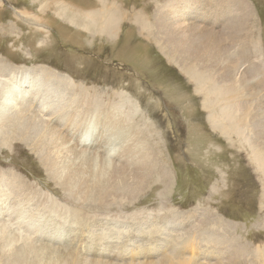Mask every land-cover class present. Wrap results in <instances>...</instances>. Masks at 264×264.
<instances>
[{"label":"rangeland","instance_id":"rangeland-1","mask_svg":"<svg viewBox=\"0 0 264 264\" xmlns=\"http://www.w3.org/2000/svg\"><path fill=\"white\" fill-rule=\"evenodd\" d=\"M216 1L219 0L190 3L203 5L202 10L221 11L212 5ZM242 1L250 18L243 29L246 40L239 41V34L236 40L246 45L238 50L235 43L234 50L238 51H234L230 41L221 42L228 44L231 51L226 56H234L235 62L249 53L253 68L243 60L237 64L238 70H259L264 68V0ZM226 2L233 8L232 0ZM234 4L236 15L231 14L236 19L242 13L240 4ZM167 5L172 8L171 0H0V71L4 67L39 71L46 74L43 81L63 77L62 84L68 91H58L71 93L69 99L78 97L80 109L92 113L99 104L101 113L106 110L117 115L123 124L121 129H112L110 137L113 157L108 160L109 171L103 178L107 181L109 173L114 174L111 183L115 182L116 188L110 194L102 193L106 186L91 187L92 194L89 189L82 194L79 184L69 179L70 165L54 170L44 163L45 151L38 153L35 149L40 143L46 144L44 136L30 142L11 138L0 143V209L6 207V212L24 216L17 221L1 220V233L19 240L0 245V264H10L3 257L14 255L16 246L23 247V253L19 252L23 257L28 254L25 251L29 252L30 264L36 256L39 258L34 264H263L264 256L262 260L255 258L264 247L263 179L252 169L245 144L230 135V146L218 131L211 129L209 112L201 108L203 98L178 68L181 66L185 72L188 67H195L198 76H211L218 86L222 81L216 62H203L200 56L187 52L179 55L160 39L164 29L159 32L158 26L161 21L167 22L162 16ZM106 9L113 12L114 23L117 21L111 36L98 29L101 24L97 13ZM218 11L197 14V23L206 27L216 23L221 17ZM87 14H93L92 21L87 18L86 22ZM202 16L204 20L200 19ZM64 18L79 19V23L71 24ZM170 27L168 32L174 26ZM213 27L222 29L218 23ZM222 67L226 66L222 63ZM255 77L244 76V85H250L248 80L264 81L261 75ZM256 92L258 99L264 96V88L261 93ZM48 134V139H54L52 132ZM55 138L52 142H58L57 147L61 146L70 158L64 159L72 164L69 137L57 133ZM98 142L96 139L94 143ZM91 149L84 160L91 159L88 167L97 173L103 163ZM145 162L147 169L155 167V171L137 174ZM9 177H13L8 183L15 184L14 188L5 184ZM121 177L127 180L126 189L124 183L117 187ZM62 179L72 186L61 185ZM11 190L17 199L8 198ZM97 194L101 196L96 197ZM27 223L47 239H59V247L40 246L44 249L40 250L33 244L24 245L23 240L28 238L22 236L36 238ZM70 234L74 235L72 239ZM84 234L95 236V242L107 249L98 250L96 243L91 249L85 248L81 244L84 238H79ZM213 240L227 244L228 250L233 246L242 248L241 252L229 250L224 254L218 244L215 247L219 249L215 250ZM106 251L114 254L106 256Z\"/></svg>","mask_w":264,"mask_h":264},{"label":"bare ground","instance_id":"bare-ground-1","mask_svg":"<svg viewBox=\"0 0 264 264\" xmlns=\"http://www.w3.org/2000/svg\"><path fill=\"white\" fill-rule=\"evenodd\" d=\"M232 1H233V4L231 3L229 4H231L233 8H231L228 5L226 0L225 2L223 1L221 2L220 0L216 1L215 2L216 4L212 3V5H215L217 9L221 10V11H218L216 9H213L214 12L215 11H218L219 13L221 12V17L217 18L218 20L216 23L212 22L210 26L206 27L203 24L197 23V21H199L197 20L199 19L197 18V14L204 15L205 12H209L213 10L206 9V8H203L202 10L203 5L196 6L197 3L195 2L190 3V0H171L172 8H170V6L167 5L169 8L165 9L164 10L165 13L162 14L163 19L167 20V22L164 21L163 23H161L162 22L161 21L160 25L158 26L159 32L160 31L162 32L164 29V32L162 33L163 36L162 37L160 36L161 37L160 39L166 41L169 44V47L172 50H175V52L178 54L179 52L180 54L187 52V53L193 54L194 57L200 56L203 62H209V63L212 61L216 62V68L218 66V69L221 73L219 75L222 81L221 84L220 83L217 84L218 86H216L215 83H213L211 76H209L207 79L198 76L197 75L198 72H196L197 70L194 69L195 67H188V69L185 72L182 71L181 66H179L178 68L180 69L179 71H181V74L185 73V75H187L188 77V80L194 84L193 88H194L195 93H198V95H200L203 98L201 100V108L202 110L209 112L208 117L210 120L211 129L218 131V133L223 137V139L226 140L225 142L229 143L230 146H232V143H233L232 139H230V135L236 136V138L240 140V142L245 144L249 148V152H250L249 157L251 161L253 162L251 163L252 169L257 171L258 175L263 179V182H264V96H262V98H259L261 102L258 99V97H255L256 95L254 96V93L256 91H257L256 94L262 92V89L264 88V85L262 84L264 81L263 80H262L263 82L259 80L256 81L255 79H253L252 81L248 80L251 86L250 85L245 86L247 84L244 82V79H243L244 76L248 77L251 75L257 76V78L255 77L256 79H258V76L260 75L264 77V68L259 67V70H262V71H259L258 69H251L248 71H244V69L238 70L237 64L241 63L243 60H245L248 64L251 65L250 68H253L254 66V65L252 66L253 63H249L248 61V58L250 55L248 56L249 53L247 52L242 55L243 57H240L239 59L237 58L236 62L234 61V56L232 58H228V56H226L227 54L226 52L230 49L226 46L228 44L225 43L226 45L225 46L223 45L224 41H230V43L232 44L231 46L233 48L232 50H234L236 46L238 50H241V47L243 48V46L246 45V44H243L244 43L243 40H246V37H247V36L245 38L242 37V36H245L243 35L244 33L243 29H244L245 24L248 23L249 18H250L249 14H246L248 13V10L242 0H232ZM234 3L240 4V10L239 8L238 10L241 11L242 13V15L240 17H238L239 16L238 15L236 19H235V15H236L235 10L237 9V6H235ZM231 13L235 15H232ZM229 14H231L230 17H229ZM244 14H246V16L244 20H241ZM92 16L90 14H87L86 22L92 21ZM109 16H111L110 20L106 21L105 23H102L100 27L98 28L100 32H107L112 27L111 24H113L115 20V17L113 16V12ZM87 18L90 20L87 21ZM200 19L204 20L205 16H202ZM184 20L187 22H185ZM217 23L219 24V28L220 27L222 28L221 30L214 29L213 26H216ZM170 24L171 26L173 25L174 27L172 31L168 32L169 28H171ZM109 25H111V27ZM83 27L85 29V26ZM240 31H242L241 33L242 35L239 33ZM89 33H92V32H89ZM237 34L240 35V37L238 36L237 39H239V41L243 43H240L236 40ZM241 37H242V40H241ZM235 43L237 45L233 47ZM200 44L201 46H199ZM160 49H162V46ZM235 53L237 54V52ZM195 55H198V56H195ZM215 58L217 59V61L215 60ZM188 59H190V57ZM227 62H228V65H227ZM222 63L226 66L225 68L222 67ZM198 66L199 65H197V67ZM202 67L206 68V66H202ZM241 71L245 73L242 74ZM44 75L46 74L41 73L39 71H33L30 69H24V70L8 69L7 70L4 67L0 71V77H1L0 78V91H1V99H0L1 100L0 101V140L1 142L0 143H7V141H9L11 138H13L14 140H18V141L22 140V141L30 142V141H33L36 137L41 139L44 136L46 140V144L40 143L38 147L35 148L36 150H38V153H42V150L45 151V155L42 154L46 160L44 163L47 162L46 164L49 167H53L54 170L55 169L57 170V168L58 169L61 168L63 165L66 166V164L70 165L69 167L71 169L69 168L70 169L69 179L72 180L71 182H75L76 185L77 183L79 184V187L82 189L81 190L82 194H85L86 190L88 189L91 190L90 189L91 187L96 189V188H99L100 186L101 187L106 186V189L103 188L102 193L110 194L111 192H114L116 185L113 186L115 182L111 183L114 181L112 180V177L114 174L109 173V178H106L107 181H103V178H105V175L109 171L107 168V166H109L108 160L110 157H113V154H112L113 147L110 144V139L112 138L111 132H112V129L116 130L118 126H120V128L118 129H121V126H123V124L121 125V120L118 117H116L117 115L114 116L112 115V113H109L106 110L103 113H101V110H100L101 107L99 104L96 105L97 109H95L92 113H89L86 111L84 112V110L79 108L80 105H79V100L77 99L78 97H76L75 99L74 98L69 99L68 94L72 95L71 93L64 95L63 92H59L60 89H63L64 91L66 90L68 91L67 87H65V85L63 86L62 84L61 79H63V77H57L59 78L58 80L57 79L54 80L53 77H49L50 80L46 79L43 81L42 78H46V76ZM211 88L214 89V91L211 90ZM250 90H255V91H253V93L251 94L252 91L250 92ZM245 95H247V97ZM214 101L215 103H212ZM218 105H221V106H218ZM30 121L33 122L31 125V128H30ZM36 126H39V127L36 129ZM48 131L50 133L52 132L51 136L54 134L53 136L55 140L57 139L55 138V134L57 133L62 134V135L66 134L69 137L68 142L71 143L69 146H71L72 148L71 153L74 155L73 156L74 159H72L73 157L71 158L73 160L72 164H70L69 163L70 161H68L67 159H64L65 157L69 158L68 157L69 155H66L68 154L66 151H65L66 154H64V152L61 150V146H60V149L57 147L58 142L56 141L57 142L56 143L55 141H53L54 142L53 144L52 142L53 138L50 139V136L48 139V135H49ZM104 135L107 137L105 138ZM96 139L99 140L98 143H94ZM47 142H49V144H47ZM90 148H92L91 150H93L95 153L94 157H99V159L102 160L101 163H103V165H101L102 168L98 170L97 173H95L93 170H91V168L88 167L89 165L88 163L91 159L87 161L84 160L86 156V152ZM75 150L79 151V154L75 153ZM90 155H92V153H90ZM138 168L139 170L136 172L137 174L142 173L145 170L155 171V167H153L152 169H147L146 162H145V166H140ZM69 171L67 170V172ZM62 172L64 171L62 170ZM16 178L17 177H15V179ZM11 179H13V177H9L6 179V181L5 180L4 181H5V184H9L10 187L14 188L15 184L8 183L9 180ZM59 180H61V178L58 179V182ZM126 181L124 177L119 178V183L117 184V187L120 188L119 185L124 183L123 185L125 186L126 184V187H125L126 189L128 186ZM61 182H60L61 185L72 184L68 182V180L65 181L64 179H62ZM18 186H21V183ZM93 191L94 189L91 190V194L93 193ZM11 192L12 193L8 192L9 193L8 198L17 199L14 196L15 193L12 190ZM100 196H98L97 194L96 197H100ZM99 199H102V198H99ZM5 208L6 207H3L0 209V224H3L4 222H10L12 218H14L12 221H17L20 218H24V216L20 215L19 212L17 213H13V212L8 213V211L6 212ZM1 220H3L4 222H2ZM13 223L15 224V222ZM8 224L10 225V223ZM27 224H28L27 227H29L28 228L29 230L30 228L34 229L33 227H31L30 223H27ZM3 227L4 226H0V228H3ZM152 228L153 226L151 227V229ZM32 235L36 236V238L32 239L28 237L29 235L22 236L23 238L25 237V239L28 238V240L27 239L23 240L24 245L33 244L34 245L33 248H35V246L37 247H40V246L49 247L50 246V248H58L59 245L61 244L59 239H55L53 242L47 239L44 234H41V233L39 234V231H35V229L33 230ZM73 236L74 235H71V234L69 235L70 238ZM15 238L11 234H7V233L3 234L0 231V245L2 246L8 245V244L12 245L14 242H18L19 239L17 240ZM70 238H69V241H70ZM79 238H84L81 240V244L84 245L85 248L86 247L90 248L92 245H94V243H96L95 236L93 237L91 234H84L83 236L80 235ZM29 241L31 243H29ZM21 242L22 241H20V243ZM89 243L91 244L89 245ZM212 243L214 247H215V244L216 245L218 244L221 251L224 254H226L229 250H230L229 252L231 253H232L231 250H237V251L240 250L241 252V249H242V248H234L233 246V247H230L228 250L227 248L228 245L219 240L217 241L213 240ZM97 245H99L98 250L102 251V250L107 249L106 248L107 246L100 245V244H97ZM78 247H80V245ZM22 249L23 247L20 248L16 246L15 251H13L14 255L9 256L7 254L8 256H6L5 258L3 257V260L10 264H25L27 260L29 261L31 259H28L29 258L28 251H25V253H28V254H25L24 257L19 254V252H21ZM217 249L219 248L215 247V250ZM261 249L262 250L256 252L255 258L256 256H258V257H261V260H262L264 256V247ZM31 250L33 251L32 248ZM40 250H44V249L41 248ZM6 251L8 252L7 249ZM35 252L37 251L34 250L33 253ZM5 253L3 252V254ZM113 254L114 253H108L106 256H110ZM220 257H219V260H220ZM35 258H34L35 262H38L37 260L39 257L37 258L36 256ZM195 258L196 257H194V259ZM182 260H184V258ZM30 262L32 261H29V264ZM35 262L33 261V264ZM229 262H230V259L228 260V263ZM39 263L41 264V262ZM101 263L106 264L107 262L103 261ZM204 264H207V263H204Z\"/></svg>","mask_w":264,"mask_h":264},{"label":"crops","instance_id":"crops-1","mask_svg":"<svg viewBox=\"0 0 264 264\" xmlns=\"http://www.w3.org/2000/svg\"><path fill=\"white\" fill-rule=\"evenodd\" d=\"M76 4V3H75ZM77 6H79V4H76ZM107 10H108V12H107ZM107 10H102V11H100L99 13H97V18L99 19V22H100V24H102V23H105L106 21H108V20H110V18H111V16H109L110 14H112V12L109 10V9H107ZM109 11H110V13H109ZM109 13V14H108ZM107 16V17H106ZM96 18V19H97ZM65 20H67V22H69V23H71V24H74V23H79V19H75V18H64ZM117 22V21H116ZM115 22V23H116ZM115 23H113V24H111L112 25V27H111V25H109L111 28H110V30L109 31H107V32H102V33H104V34H107V35H109V36H111V34H112V31H114V24ZM77 28H79L77 25H75ZM84 26H86V24L84 25Z\"/></svg>","mask_w":264,"mask_h":264}]
</instances>
